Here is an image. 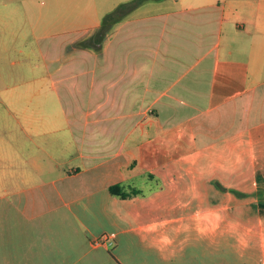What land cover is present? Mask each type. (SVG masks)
Here are the masks:
<instances>
[{"label":"crops","instance_id":"1","mask_svg":"<svg viewBox=\"0 0 264 264\" xmlns=\"http://www.w3.org/2000/svg\"><path fill=\"white\" fill-rule=\"evenodd\" d=\"M70 51L69 170L1 139L0 264H264V0H148Z\"/></svg>","mask_w":264,"mask_h":264},{"label":"rangeland","instance_id":"2","mask_svg":"<svg viewBox=\"0 0 264 264\" xmlns=\"http://www.w3.org/2000/svg\"><path fill=\"white\" fill-rule=\"evenodd\" d=\"M128 1L0 0V147L7 137L25 139L22 152L29 161L33 155L40 159L43 180L69 170L55 166L70 140L53 90L56 59H67L72 47L85 48L104 16ZM140 181L136 186L144 189Z\"/></svg>","mask_w":264,"mask_h":264},{"label":"trees","instance_id":"3","mask_svg":"<svg viewBox=\"0 0 264 264\" xmlns=\"http://www.w3.org/2000/svg\"><path fill=\"white\" fill-rule=\"evenodd\" d=\"M148 1V0H130L125 3H121L117 5V7L106 14L102 20L101 25L98 27L97 31L91 35L85 42V48H91L95 51L101 49L102 42L104 41L105 37L110 33L113 26L121 21L123 18L127 16L134 8L138 7L141 3ZM109 193L112 196H116L122 199L134 196L139 194V191L132 187H125L121 184H114L109 187ZM259 200L264 203V197L261 193L258 194Z\"/></svg>","mask_w":264,"mask_h":264},{"label":"built area","instance_id":"4","mask_svg":"<svg viewBox=\"0 0 264 264\" xmlns=\"http://www.w3.org/2000/svg\"><path fill=\"white\" fill-rule=\"evenodd\" d=\"M113 241L107 234H103L93 241L94 246H112Z\"/></svg>","mask_w":264,"mask_h":264}]
</instances>
